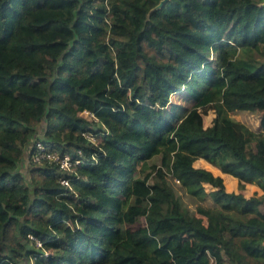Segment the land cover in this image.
<instances>
[{"label":"trees","instance_id":"obj_1","mask_svg":"<svg viewBox=\"0 0 264 264\" xmlns=\"http://www.w3.org/2000/svg\"><path fill=\"white\" fill-rule=\"evenodd\" d=\"M262 202L264 0H0V264H264Z\"/></svg>","mask_w":264,"mask_h":264},{"label":"rangeland","instance_id":"obj_2","mask_svg":"<svg viewBox=\"0 0 264 264\" xmlns=\"http://www.w3.org/2000/svg\"><path fill=\"white\" fill-rule=\"evenodd\" d=\"M44 2V0H41ZM143 62L141 60H137V70H141V66H142ZM170 98V102L174 101L177 102L178 105H176L175 107V111L177 113H182L185 111V109L187 108L188 104L187 101L182 97L181 92H176L173 93L171 96H169ZM164 111L168 114V108H165ZM230 117L234 120V122H239L244 124L245 126H247L249 129L253 130V131H257L258 130V118H259V112L257 111H253V112H249V111H244V110H237V111H233L230 112ZM211 116V112H206V114L203 116V120L204 123L207 124L210 119ZM236 126L234 124H230L228 122H224L223 126H222V131L223 133L230 137L233 138V132H236ZM159 159L158 155H155L152 157V159L150 160V162H155L157 163ZM193 165H198V163L196 161L193 162ZM18 170L23 171V164L20 161L18 166H17ZM230 176V175H229ZM228 174H224V177H229ZM155 177L152 175L150 177V181L154 180ZM223 179V178H222ZM27 184H29L30 182L27 180L26 181ZM165 182L166 184L171 188V190L173 191L174 195L177 197V199L179 200V204L180 206L187 208L189 211L192 210V208L194 207V204L196 203V200L191 198L190 196H188L183 189L178 185V183L174 180H172L169 177L165 178ZM224 183L226 185V187L230 188H226L224 186V189L227 191H237V185L235 184V180L231 179V178H225ZM235 184V186H234ZM205 190L207 191L208 189H210L209 185L207 184H203ZM224 185V184H223ZM29 186H31V184H29ZM234 186V187H233ZM241 192L243 193V195L248 196L251 195L252 193H256L259 194L260 190L253 184H244ZM200 203L202 204H208V200H204L201 201ZM259 209L264 210V202H262L259 205ZM136 222H138V224H142L143 223V219H139L138 217L136 218ZM124 226H128L126 224L122 225Z\"/></svg>","mask_w":264,"mask_h":264},{"label":"built area","instance_id":"obj_3","mask_svg":"<svg viewBox=\"0 0 264 264\" xmlns=\"http://www.w3.org/2000/svg\"><path fill=\"white\" fill-rule=\"evenodd\" d=\"M85 113V112H84ZM89 139H93L88 134H84ZM26 154H28V158L32 163H40L41 160L54 162L58 165L60 169H68L70 164L78 162V160H74L71 162V157L67 154H59L56 151L49 150L45 148L39 140H34L28 150H26ZM60 183L63 185H67L65 179H59ZM38 245V242H36Z\"/></svg>","mask_w":264,"mask_h":264},{"label":"crops","instance_id":"obj_4","mask_svg":"<svg viewBox=\"0 0 264 264\" xmlns=\"http://www.w3.org/2000/svg\"><path fill=\"white\" fill-rule=\"evenodd\" d=\"M210 117H211V116H210ZM194 161H196V162L198 163V165H196V166L203 167V168H205V169H209V171H210L212 174L221 176V172H220L216 167H214V166H210V167H212L211 169H210V168H206V164H207V162H206L205 160H203V159H201V158H197V159H195ZM201 161H203V162H201ZM212 169H214V171H212ZM224 174H225V173H224ZM221 177H222V176H221Z\"/></svg>","mask_w":264,"mask_h":264}]
</instances>
